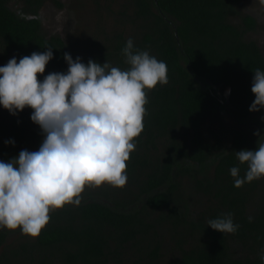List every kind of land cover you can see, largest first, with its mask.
<instances>
[{
	"label": "trees",
	"instance_id": "16d2710c",
	"mask_svg": "<svg viewBox=\"0 0 264 264\" xmlns=\"http://www.w3.org/2000/svg\"><path fill=\"white\" fill-rule=\"evenodd\" d=\"M130 1L132 21L140 22L137 36L113 30L75 54L60 36L46 37L37 18L19 16L0 0V66L48 46L53 59L38 74L41 80L50 72L67 71L65 52L85 64L92 59L127 70L122 49L132 38L137 49L166 63L169 80L145 89L144 130L134 138L136 148L126 161L124 188L96 189L108 201L95 200L84 190L79 206L66 204L49 212L38 237L0 227V245L9 233H21L4 245L0 264H264V177L236 188L229 172L238 166L244 176L247 163L240 164L235 151L264 143V129L232 130L228 142L220 136L210 142L199 131L204 117L230 111L239 122L264 126V109L249 111L255 99L254 71H264V53L244 37L256 20L244 14L240 22L232 21L240 0ZM219 84L230 88L235 109L219 95ZM32 111L25 107L12 115L0 106V161L39 149L43 136L30 119ZM184 175L193 184L187 193L180 191ZM193 191L207 198L202 212L192 211ZM229 212L239 225L234 234L208 226ZM161 225L178 238L180 257L172 263L160 262Z\"/></svg>",
	"mask_w": 264,
	"mask_h": 264
},
{
	"label": "clouds",
	"instance_id": "9594fccd",
	"mask_svg": "<svg viewBox=\"0 0 264 264\" xmlns=\"http://www.w3.org/2000/svg\"><path fill=\"white\" fill-rule=\"evenodd\" d=\"M259 2L264 6V0ZM45 49L19 61L13 56L0 66V106L12 115L31 108L30 119L43 136L37 151L24 149L0 161V227L19 228L31 237L40 235L51 210L79 206L85 186L124 188L126 161L136 148L134 138L144 130L145 89L169 82L166 63L137 49L132 38L122 49L127 70L92 59L85 64L65 52L67 71L50 72L41 80L38 74L53 59L52 47ZM251 91L255 99L249 111L264 109V71L259 68ZM235 155L247 170L241 177L238 166L229 169L234 187L264 177V143ZM208 226L222 234L239 228L230 212L209 220Z\"/></svg>",
	"mask_w": 264,
	"mask_h": 264
},
{
	"label": "rangeland",
	"instance_id": "374dc122",
	"mask_svg": "<svg viewBox=\"0 0 264 264\" xmlns=\"http://www.w3.org/2000/svg\"><path fill=\"white\" fill-rule=\"evenodd\" d=\"M45 6L51 7L53 0H45ZM133 5L130 0H70L67 6L61 8V13H58L56 23L59 26L53 25L54 30L51 33L58 35L64 39L65 43L75 54H80L87 50L91 43L103 41L105 37H109L113 30H122L125 35L135 37L139 33L140 22L132 21L131 9ZM43 7V8H44ZM45 10V9H44ZM239 14L231 17L232 21L240 22V16L247 14L253 15L256 19L255 29L248 33V39L256 41L260 49L264 52V6H261L259 0H241L238 6ZM65 12V13H64ZM60 16V18H59ZM54 18L49 17V12L42 11L40 20L42 21V32L46 27H50ZM58 27V28H56ZM92 47V46H91ZM217 91L221 95L231 109H235L236 104L230 102V88L224 84L217 85ZM245 102H239V106ZM219 117H204L199 125V131L202 137L210 142L216 140L220 136L222 141L230 140L231 131L233 130V122L224 113H220ZM256 115V114H255ZM188 141V140H187ZM161 149V147H160ZM213 165L209 166V172L212 174ZM193 184L184 175L181 178L180 191H185L192 187ZM100 189L104 188L111 190L113 186L102 184ZM99 187L85 186L84 190L90 191V196L99 201H108L106 196L100 191H96ZM83 194V193H82ZM192 211L202 212L205 210L207 198L200 193L193 191ZM86 198V195H81ZM197 213V214H198ZM159 230L161 238V263H172L179 259L180 252L177 243V236L171 228L163 226ZM12 234V233H11Z\"/></svg>",
	"mask_w": 264,
	"mask_h": 264
},
{
	"label": "flooded vegetation",
	"instance_id": "af4514ba",
	"mask_svg": "<svg viewBox=\"0 0 264 264\" xmlns=\"http://www.w3.org/2000/svg\"><path fill=\"white\" fill-rule=\"evenodd\" d=\"M9 9H11L14 13H16L19 16L22 17H35L39 20L40 22V27H41V31H42V21L40 20V15L42 14V11H45V13L49 12V17L54 18L52 21L51 26L48 28L46 27V29H44L45 31H47L48 33L45 35L46 37H50L54 34H52L51 29L54 30V24L55 26H59L55 19H57L58 13H61V8L65 7L68 5V3L70 2V0H53V5L51 7L49 6H45L46 1L45 0H1ZM241 0L239 1L240 4ZM44 7V8H43ZM45 9V10H44ZM65 13V12H64ZM252 16L254 19L255 17L253 15ZM60 18V16H59ZM256 20V19H255ZM256 27V26H255ZM58 28V27H56ZM255 29V28H254ZM254 29H248L246 30V32L244 33V37L247 40L248 39V33L252 32ZM43 33V32H42ZM63 39V38H62ZM64 40V39H63ZM259 46V45H258ZM262 51V50H261ZM263 52V51H262ZM264 53V52H263ZM227 102V100H226ZM229 105V104H228ZM230 108V107H229ZM231 109V108H230ZM229 119H231V121L233 122V130H239L242 127H247V128H253V127H260L262 129H264V126H261L260 124L254 122V121H248V122H239L235 116L232 114V111L225 113ZM250 118L253 117V115L249 116ZM259 117H256V119H258ZM21 235L20 232H12L9 233L8 235H6V240L4 242V244L0 245V253L2 252L4 245L12 243L15 239H17L19 236Z\"/></svg>",
	"mask_w": 264,
	"mask_h": 264
},
{
	"label": "water",
	"instance_id": "95a60500",
	"mask_svg": "<svg viewBox=\"0 0 264 264\" xmlns=\"http://www.w3.org/2000/svg\"><path fill=\"white\" fill-rule=\"evenodd\" d=\"M178 37H177V35H176V39H177ZM1 250V249H0Z\"/></svg>",
	"mask_w": 264,
	"mask_h": 264
}]
</instances>
